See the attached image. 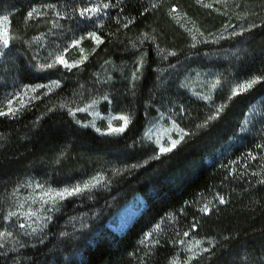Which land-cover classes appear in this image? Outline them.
<instances>
[{
    "label": "rangeland",
    "instance_id": "1",
    "mask_svg": "<svg viewBox=\"0 0 264 264\" xmlns=\"http://www.w3.org/2000/svg\"><path fill=\"white\" fill-rule=\"evenodd\" d=\"M167 1L156 0V8ZM193 1L196 14L191 15L179 8L161 7L166 8L168 19L160 26L169 40L166 46L150 37H140L123 47L118 44L122 49L117 57L111 56L113 47L109 46L94 59L76 64L72 54L67 53L75 45L72 39L78 28L75 30L74 24L59 15L50 17L47 23L32 28L22 43L12 31L10 14L0 11V37L6 30L8 41L5 45L0 38L1 103H10L17 94L12 59L15 53H21L35 70L54 72L58 81L64 78L71 83V96L51 111L67 113L78 127L117 138L140 111L146 120L137 143L132 144L131 149L138 153L134 161L120 158L121 152L97 157V153L56 156L47 151L36 161L17 167L18 174H0V255L9 256V264H32L33 258L24 252L40 246L49 251L44 260L34 264H50L57 257L75 255L103 221L113 231L123 232L144 207L139 193L122 201L125 191H120L100 206L84 209H73L74 203L94 200L97 193L109 191L144 162L159 159L185 141L204 138L211 125L221 122L225 127L236 120L235 114L226 119L225 109L249 82L237 77L242 42L233 47L229 42L245 37L244 29L254 23V10L251 6H228L227 0ZM238 1L232 0L234 5ZM105 12L106 7L95 6L81 15L90 23H98ZM61 58L63 63L59 62ZM146 68L152 77L150 88L144 91L141 82ZM140 94L144 102L138 105ZM259 115L258 106H250L236 135L249 132ZM121 128L123 131H119ZM214 136L215 131L205 135L208 139ZM223 142L220 140L217 146L224 147ZM76 188L81 191L75 192ZM163 240L172 245L176 264L198 248V243L182 236L173 216L161 221L144 242L162 244Z\"/></svg>",
    "mask_w": 264,
    "mask_h": 264
},
{
    "label": "trees",
    "instance_id": "2",
    "mask_svg": "<svg viewBox=\"0 0 264 264\" xmlns=\"http://www.w3.org/2000/svg\"><path fill=\"white\" fill-rule=\"evenodd\" d=\"M238 2L234 5L227 0L226 4L251 6L254 23L244 29L245 37L229 42L232 47L242 42L237 77L251 84L225 109L226 119L235 114L236 120L225 127L221 122L211 125L204 134L215 131L213 138L204 135L185 141L159 159L144 162L109 191L97 193L94 200L75 202L73 209L100 206L109 196L125 191L122 201L139 193L144 207L123 232L113 231L103 221L75 255L57 257L50 264H176L175 251L165 240L162 244L144 242L169 216L181 226L182 236L198 243L195 253L178 264H264V2ZM193 3L168 0L161 7L179 8L191 15L196 14ZM155 5L156 0H0V11L10 14L12 31L22 43L32 28L47 23L50 17L59 15L74 24V29L78 28L72 39L75 45L67 53L76 64L94 59L109 46L113 47L111 56L117 57L124 43L140 37L169 44L160 27L168 22L166 8ZM95 6L106 7L99 22L82 19L81 13ZM148 52L152 58L153 46ZM13 56L18 90L10 103L0 102V174H18L17 167L36 161L47 151L56 156L97 153V157L121 152L120 158L135 160L138 153L131 148L146 123L141 111L117 138L80 128L67 113L51 111L71 96V83L64 78L58 81L54 72L35 70L26 55ZM151 77L146 68L141 82L144 91L150 88ZM143 98L138 96V105ZM254 104L260 112L256 123L249 132L236 135L238 125ZM222 139L225 146L219 148ZM38 174L43 176L42 171ZM48 251L40 246L26 249L24 254L31 256L34 264L44 260ZM0 264H9V256L0 255Z\"/></svg>",
    "mask_w": 264,
    "mask_h": 264
},
{
    "label": "snow or ice",
    "instance_id": "3",
    "mask_svg": "<svg viewBox=\"0 0 264 264\" xmlns=\"http://www.w3.org/2000/svg\"><path fill=\"white\" fill-rule=\"evenodd\" d=\"M31 16H32V13H29V17H31ZM4 19L6 20L7 18L5 17ZM6 36H7V32H6V30H5V32L3 33V37H0V38H3V42H4L5 45L8 43V41H7V39H6ZM59 62L63 63V59L61 58ZM255 82H256V81H252V83H255ZM243 87H245V88H246V87H251V84L244 85ZM0 114H2V113H0ZM125 123H127L126 120H125ZM119 131H123V129L121 128V129H119ZM167 150H168V149H165V151H167ZM85 187H88V185H85ZM74 191H75V192H80L81 189H80V188H76V189H74ZM71 194H72L71 192L68 193V195H71ZM58 195L63 196L64 194H63V193H60V194H58ZM221 202H223V201H221Z\"/></svg>",
    "mask_w": 264,
    "mask_h": 264
}]
</instances>
